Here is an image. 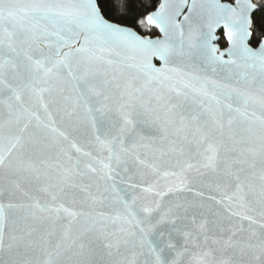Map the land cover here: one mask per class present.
Instances as JSON below:
<instances>
[{"label": "snow or ice", "instance_id": "snow-or-ice-1", "mask_svg": "<svg viewBox=\"0 0 264 264\" xmlns=\"http://www.w3.org/2000/svg\"><path fill=\"white\" fill-rule=\"evenodd\" d=\"M0 264H264V0H0Z\"/></svg>", "mask_w": 264, "mask_h": 264}, {"label": "water", "instance_id": "water-1", "mask_svg": "<svg viewBox=\"0 0 264 264\" xmlns=\"http://www.w3.org/2000/svg\"><path fill=\"white\" fill-rule=\"evenodd\" d=\"M161 2H163V0H161ZM161 2H160V3H161ZM175 2H176V3H179V0H175ZM200 2L208 3V2H210V0H200ZM187 3H188V6H190V5H191V0H187ZM220 3H229V4H231L232 2L225 1V0H220ZM150 14H151V13H150ZM186 15H188V9H187V7H185V8L183 9V11L181 12L180 15H178V16L175 17L176 23H178V24H182L183 21H184V17H185ZM151 28H152L154 31L157 32V35H156V36H153V37L150 36V35H146V36L151 37V38H157V37L162 38V37H163V34L159 31L158 28H155V27H151ZM134 30H135V29H134ZM221 31H222V25H221L220 28L217 29V33H216V34L219 36V35L221 34ZM137 33H138L139 35H141L139 32H137ZM141 36H145V35H141ZM225 42H226V41H225ZM226 44H227V43H226ZM217 46L220 48V51H226L227 45H226V47L222 48L221 45H220V42H217ZM227 58H228V57L225 56V59H227ZM153 62L157 64V67L160 66L158 62H156V61H153Z\"/></svg>", "mask_w": 264, "mask_h": 264}, {"label": "trees", "instance_id": "trees-1", "mask_svg": "<svg viewBox=\"0 0 264 264\" xmlns=\"http://www.w3.org/2000/svg\"><path fill=\"white\" fill-rule=\"evenodd\" d=\"M225 1H229V2H232L233 3V0H225ZM149 2V0H145V3H148ZM161 2V0H156V3L158 4V3H160ZM155 9H152V11H154ZM151 13V11L148 13V14H150ZM135 30L137 31V32H139L141 35H150V36H156L157 35V32L156 31H154L151 27H149V26H140V25H137L136 27H135ZM220 45H221V47L222 48H224V47H226V42L224 41V42H220Z\"/></svg>", "mask_w": 264, "mask_h": 264}]
</instances>
